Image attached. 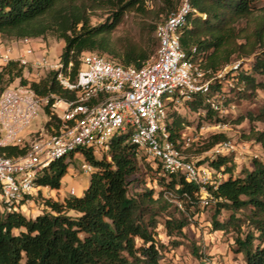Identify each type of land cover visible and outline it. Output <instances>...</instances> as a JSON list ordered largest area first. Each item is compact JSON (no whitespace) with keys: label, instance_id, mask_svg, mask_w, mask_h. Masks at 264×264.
Masks as SVG:
<instances>
[{"label":"trees","instance_id":"obj_1","mask_svg":"<svg viewBox=\"0 0 264 264\" xmlns=\"http://www.w3.org/2000/svg\"><path fill=\"white\" fill-rule=\"evenodd\" d=\"M147 1L0 0V38L43 40L51 35L62 42L58 59L63 72L71 64V79L77 74L81 55L87 52L105 56L125 68L138 69L155 55V27L145 35L141 33L138 42L114 39L113 33L128 13H144ZM163 1L165 5L172 4L171 0ZM259 1L189 0L192 12L180 31V47L185 57L199 65L204 79H212L209 93L195 96L189 104L191 111L206 110L209 118L218 109L208 101L213 102L215 95L224 97L238 86L251 94L264 93V9L255 7ZM174 10L175 7L170 12ZM97 12L103 21L91 25V18L99 17ZM226 67L229 69L224 72ZM24 72L18 62H9L0 69V85L19 79L18 86H28L39 97L53 95L64 101L75 98L73 92L58 85L55 72L45 73L38 82L27 81ZM218 74L220 78H216ZM224 82H230L228 89ZM52 102L49 99L44 109L48 115ZM169 118L168 130L175 142L188 125L171 111ZM249 119L264 122V111ZM55 122V116H50L45 128ZM211 140L205 150L223 142V136L214 135ZM246 141L260 145L264 151V130H251ZM26 151L27 147H0V156L17 158ZM80 151L93 168L80 197H65L62 202L42 199L43 209L34 217L0 210V264H162L164 245L157 240V216L165 214L166 237L180 236L188 219L175 218L169 209L176 210L172 202L178 201L189 207L202 204L199 188L183 175L163 174L160 164L150 161L161 177L157 184L161 190L143 189L130 197L128 186L140 170V153L125 135L112 138L107 155L100 160L91 150ZM71 156L55 160L39 171L34 185L59 190L68 169L65 160ZM208 159L213 173L205 186L209 198L203 205H214L212 230L232 234V253L240 255L243 264H264V162L252 159L237 172L229 155ZM217 175L225 179L218 181ZM222 211L229 212L225 221L218 219Z\"/></svg>","mask_w":264,"mask_h":264},{"label":"built area","instance_id":"obj_2","mask_svg":"<svg viewBox=\"0 0 264 264\" xmlns=\"http://www.w3.org/2000/svg\"><path fill=\"white\" fill-rule=\"evenodd\" d=\"M191 12L189 0H180L177 8L156 24L155 55L138 69L125 68L105 56L87 52L81 55L77 74L71 79V64L63 72L59 59L48 61L41 57L44 47L33 48L31 39L20 40L26 48L16 58L10 47L0 45V69L16 61L29 70V82H38L40 76L52 71L58 85L75 94L71 101L53 95L39 97L28 86L8 87L0 93V147H27L23 156H0V210L22 213L24 205L41 189L33 183L36 174L60 158L80 156L81 172L91 175L93 168L84 161L80 150L107 153L110 141L117 135H125L148 161L158 162L163 174L183 175L199 188V195H205L199 200L206 204L209 195L205 186L211 182L213 171L187 160L184 151L190 139L181 134L173 142L168 130L172 105L197 95L206 96L212 80L204 79L199 65L185 57L180 47V31ZM49 99L53 102L48 115L44 109ZM208 102L216 109L212 101ZM39 113L44 117L43 127L26 134ZM50 116H55L56 122L46 129ZM209 153L215 157L239 151L229 141H223ZM68 194L78 196L75 188H70Z\"/></svg>","mask_w":264,"mask_h":264},{"label":"rangeland","instance_id":"obj_3","mask_svg":"<svg viewBox=\"0 0 264 264\" xmlns=\"http://www.w3.org/2000/svg\"><path fill=\"white\" fill-rule=\"evenodd\" d=\"M171 1V5H165L163 0H148L145 3L146 11L144 13H128L125 16L123 23L113 33V38H127L138 42L141 38V33L145 35L150 27H155L174 7L175 9L177 8L180 0ZM255 7L264 9V0L257 2ZM161 9H163L162 13L160 12ZM96 15L99 16V13L97 12ZM102 21L103 17L94 16L91 18V25ZM43 43L44 48L41 52V57L48 61H54L58 58L62 42L51 35H47L43 39ZM110 59L116 61L111 57ZM228 69L229 67H226L224 71L226 72ZM24 76L27 81L31 79L26 70ZM43 77L44 75L40 76V79ZM224 84L226 89H228L230 82H224ZM231 84L233 85L232 82ZM18 85L19 79H14L11 83L4 82L0 85V93L8 87ZM242 88V86L235 87L224 97L222 94L215 95L213 103L218 112L209 118H206V110L191 111L189 104L193 99L180 101L178 104L172 105L170 109L172 114L185 121L188 125L181 133L190 139L189 147L184 151L187 160L208 167L210 148L208 150L205 149L210 146L211 138L214 135H221L223 136L222 141H229L239 151V154L230 155L235 163V171L239 172L245 169L252 159L264 162V151L260 145L246 141V137H248L251 130H264V122L250 121L249 119V117H256L264 111V93L256 91L251 94L249 91H242ZM237 89L240 90L239 93ZM60 108L62 109L63 106L61 105ZM43 121L44 117L39 113L38 117L29 124L26 134L39 131L43 127ZM106 155L107 153L93 154L96 160H100ZM137 161L140 170L128 186L129 196L134 197L141 193L143 189H152L155 192L160 191L161 189L157 187V184L161 177L155 173L152 163L142 154L138 155ZM65 163L68 164L66 174L73 179L71 186H75L78 195L76 197H80L81 191H84L88 184L87 180L90 175L81 172L82 159L78 155L68 157ZM222 179L225 178L221 177L218 181ZM75 181L78 182V185H75ZM62 186H66L62 188L63 192H47L46 197L58 202H62L65 197H70L68 190L71 186L67 187L65 184H62ZM199 196L202 199L205 197L203 193ZM42 199L46 198L36 197L35 199L38 212L43 209L41 205ZM172 204L177 205V209H169V212L175 218L183 217L188 219L189 223L182 229L180 236L168 238L165 236L163 228L165 214L161 213L157 216V240L164 245L161 253L162 264H243L242 257L232 253V234L224 235L219 231L212 230L211 217L214 211L212 203L207 206L199 204L190 207L182 205L179 201L177 203L172 202ZM31 208L33 209V206ZM22 211L25 213L24 209ZM228 216L229 212L222 211L218 219L219 221H225ZM193 251H196V253L194 254Z\"/></svg>","mask_w":264,"mask_h":264},{"label":"crops","instance_id":"obj_4","mask_svg":"<svg viewBox=\"0 0 264 264\" xmlns=\"http://www.w3.org/2000/svg\"><path fill=\"white\" fill-rule=\"evenodd\" d=\"M42 43H43V40H41V39H33V40H31L30 44L33 48H40V47H44V43L43 44ZM0 45L10 47L11 51H12V57L13 58H16L19 54L23 53V51L26 48L25 45H23L20 41H6V40H2L1 38H0ZM89 178H90V176L88 177L87 182H89ZM72 180L73 179L68 177V174H66L61 180L59 190H50L48 188H41V189H38L35 194L37 196L39 195L40 198H49V197H46L47 192L48 193L61 192V191L63 192L62 188L66 187V186H62V184H65V185H67V187H69V186H71V182H73ZM75 185H78L77 181H75ZM86 187L84 188V190L86 189ZM70 188H75V186H71ZM81 194H82V191H81L80 195ZM37 196H35L31 201H29L28 203H26L24 205L23 209L25 210V213L22 211V214L25 215L26 217H34V216L41 213V212H38L37 205L35 202L36 201L35 199ZM32 206H33V209L31 208Z\"/></svg>","mask_w":264,"mask_h":264}]
</instances>
